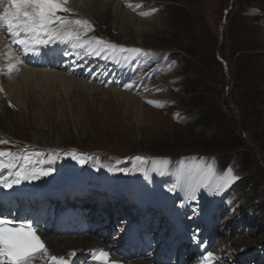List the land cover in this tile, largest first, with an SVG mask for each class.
Returning a JSON list of instances; mask_svg holds the SVG:
<instances>
[{
    "label": "rangeland",
    "instance_id": "374dc122",
    "mask_svg": "<svg viewBox=\"0 0 264 264\" xmlns=\"http://www.w3.org/2000/svg\"><path fill=\"white\" fill-rule=\"evenodd\" d=\"M68 7L72 9L69 19L87 20L92 26L90 37L118 47L142 49L150 55L109 50L105 51L108 58L97 64L88 55L83 57L91 69L99 68L126 82L125 102L112 100L114 95L102 93L105 88L80 78L40 69L59 79L48 81L51 84L44 90L40 87L38 94L22 92L25 107L16 108L14 97L4 93L11 94L10 88L19 81L21 72L13 79L1 74L0 104H12L0 107L1 140L8 141L0 144V151L21 156L40 153L44 160L62 158L65 170L75 169L77 162L86 160V154L82 158L71 156L74 150L78 156L80 150L117 156L111 168L102 169L98 161L92 168L84 167L97 178L95 174L108 171H121L125 178L140 156L162 159L142 177H156L157 168L162 166L157 179L164 180L165 173L171 175L165 187L179 186L176 194L186 192L193 210L219 202L213 215L223 225L218 233L220 237L227 235V248L262 255L264 0H69ZM9 44L0 42L7 48ZM0 55L4 58L3 53ZM38 95L40 101L35 99ZM134 105L148 112L135 113ZM46 147L56 148L57 154ZM65 150L67 153L60 152ZM97 158L101 157L94 160ZM165 160L169 162L166 166L162 163ZM208 165L218 174L229 166L234 175H244L233 192L234 200L241 196L240 203H232L227 194L231 184L219 194L213 186L197 187L202 179L199 170ZM111 177L112 185L126 184L119 174ZM134 179L137 181L131 190L140 192L139 175L132 176L129 185ZM250 192L258 193L259 200L247 199ZM177 202L181 203L180 199ZM232 217L240 226L233 222L235 231L230 235Z\"/></svg>",
    "mask_w": 264,
    "mask_h": 264
},
{
    "label": "snow or ice",
    "instance_id": "6c2138e0",
    "mask_svg": "<svg viewBox=\"0 0 264 264\" xmlns=\"http://www.w3.org/2000/svg\"><path fill=\"white\" fill-rule=\"evenodd\" d=\"M68 4L69 0H7L5 6V0H0V9H2L0 31L6 30L11 38L8 51L3 54L8 63L0 67V74L6 72L11 76L23 63L19 51L13 49L12 45H19L24 55L29 53L37 55L38 46H47L55 42L71 44L74 48L84 49L88 54L100 55L101 52L110 50L135 56L150 55L142 49L118 47L95 37L84 39L93 30L87 20L69 19L66 16L57 15L59 12L71 13L72 9L68 7ZM128 7L133 6L129 4ZM140 14L149 15V13ZM147 103L156 107L162 106L156 101H147ZM2 143H8V141L0 140V144ZM35 155L41 154L36 153ZM137 159L140 158L137 157ZM21 161H23L22 164ZM162 163L166 166L169 162L165 160ZM31 164L32 157L28 154L21 156L12 152L0 151V172L7 169L15 176V179L6 181L4 187L11 189L13 185H19L25 180L31 181L39 179L42 175H50V170L31 169L29 167ZM18 165L20 166L17 170ZM199 174L202 179L197 187L213 186L217 194L239 179L233 174L231 168L223 174H218L212 165L200 169ZM74 255V252L69 253V256ZM92 258L96 264H116L110 259V254L103 249L93 252ZM204 259L211 264L215 256L209 252ZM41 261L43 264H70L65 256H58L51 252L38 235L32 222L17 226L11 220L0 218V264H41Z\"/></svg>",
    "mask_w": 264,
    "mask_h": 264
},
{
    "label": "bare ground",
    "instance_id": "6f19581e",
    "mask_svg": "<svg viewBox=\"0 0 264 264\" xmlns=\"http://www.w3.org/2000/svg\"><path fill=\"white\" fill-rule=\"evenodd\" d=\"M130 20L133 21L134 18L131 17ZM5 41H8V39H6ZM0 42H2V44L5 43L4 39L2 38L1 33H0ZM51 44L55 45V46H62V44H59L58 42L51 43ZM7 51H8L7 46H5V45H1L0 46V52L1 53L4 54ZM7 63H8V61L6 60V64ZM16 72H21L20 79H19V81L17 83H14L13 86H11V88H10L11 94H8L9 96H11V97L13 96L14 97V98L13 97L12 98L14 99V102H15L14 104H15L16 107L17 106L21 107V105L23 107H25V103H24L25 95H23V97H22V95H21L22 92L23 93L26 92L27 93L26 95L35 94V93L38 94L36 91H38V89L40 87H43V90H44V87H47V86H49L51 84V83H48V81L59 79L58 76L55 75L52 72L51 73H49V72H42L41 73L40 69H32V71H31L29 69L24 70L23 67L19 66L18 67V71H16ZM11 79H13V76H11ZM64 80H66V79H64ZM108 87H106L107 89L102 90V93L104 95H106L107 93H110V94L114 95L115 97H117V98L114 97L112 100H114V99L118 100V98L120 100H122V99H124L126 97V93H119L116 89H109L108 90ZM38 98H39V95L35 99L38 100ZM38 101H40V100H38ZM123 102H125V101H123ZM101 105H103V104H101ZM133 108H134L135 113H138V114H140L142 111L148 112V110H144L145 108L142 109L141 106L134 105ZM149 112L151 113L152 111H149ZM151 114L156 115L153 112ZM164 122H166V121H164ZM81 168H82L81 165H77V167H76L77 170H75V171H77V172L79 171L78 173H80ZM72 174H73L72 172H68V176L62 178V176H60L61 172H58L57 175L60 176V178H61V180H58V181H61V185H66V186L71 187V188H78L87 180V177H79V175L77 173L73 174V175ZM32 181H34L36 184H40L39 187L40 188H44V189H49L50 184H52V181L47 180L43 176H41L39 179H34ZM111 181H112V177L111 178L108 177V178H105V180L103 182L105 184H111L112 185ZM136 181L137 180L134 179L132 181L131 188L128 187V189H127L128 190V194H142V190L140 192L137 191V190H133V191L131 190V189H133L134 184L136 183ZM53 182H55V181H53ZM114 187L118 188L119 190H123L127 186H126V184H123L122 182L121 183L117 182L114 185ZM144 194H145V191H144ZM47 241H48L49 247L51 248V251L53 253H56V254H59V255H62V256H66L67 255L66 251L70 250V249H73L74 247L81 246V245H83L84 247H89L93 243L92 242V238L88 237V236H83V237H79V238L49 237L47 239ZM41 264H43V261H41ZM135 264H150V263L138 261Z\"/></svg>",
    "mask_w": 264,
    "mask_h": 264
},
{
    "label": "trees",
    "instance_id": "16d2710c",
    "mask_svg": "<svg viewBox=\"0 0 264 264\" xmlns=\"http://www.w3.org/2000/svg\"><path fill=\"white\" fill-rule=\"evenodd\" d=\"M249 194H250V195H249V197L247 198V199H249V200L258 201L259 198H260V195H259L258 193L250 192ZM262 211H263V213H264V207L262 208ZM263 215H264V214H263Z\"/></svg>",
    "mask_w": 264,
    "mask_h": 264
}]
</instances>
